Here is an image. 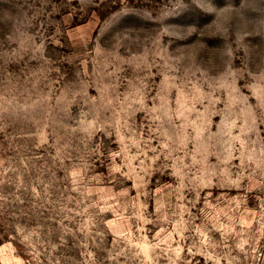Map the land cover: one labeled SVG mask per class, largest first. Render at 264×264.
<instances>
[{
  "label": "rangeland",
  "instance_id": "obj_1",
  "mask_svg": "<svg viewBox=\"0 0 264 264\" xmlns=\"http://www.w3.org/2000/svg\"><path fill=\"white\" fill-rule=\"evenodd\" d=\"M0 264H264V0H0Z\"/></svg>",
  "mask_w": 264,
  "mask_h": 264
}]
</instances>
